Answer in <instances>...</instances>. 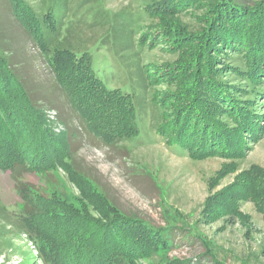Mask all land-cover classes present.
Listing matches in <instances>:
<instances>
[{"label":"trees","instance_id":"trees-1","mask_svg":"<svg viewBox=\"0 0 264 264\" xmlns=\"http://www.w3.org/2000/svg\"><path fill=\"white\" fill-rule=\"evenodd\" d=\"M7 1L9 14L37 47L39 59L54 81L47 93L31 85L8 44L2 43L0 32V171L9 172L21 198L14 220L34 242L42 263L225 264L204 239L200 240L205 248L202 253L192 258H168L176 234L186 227H155L140 217L125 215L96 181L93 190L103 195L107 213L102 220L89 217L86 208L67 198L54 200L53 194L25 182L23 173L69 164L75 175L88 180L82 200L90 205V179H94L78 163L86 138L111 146L120 136L127 140L140 132L134 92L128 89L131 85L116 88L108 84H113L119 65L117 37L124 38L126 49L134 52L136 48L138 58L140 51L153 44L147 28L135 42V23L131 22L142 17L152 22L153 37L159 32L158 40L168 38L167 47L174 54L187 48L188 37L196 36L194 51H185L183 60L179 58L181 65L175 57L174 63L158 69L166 81L160 83L164 88H153L150 97L160 110L156 131L194 159L215 154L232 160L243 156L244 147L250 146L247 139L251 143L263 131L264 114L259 106H264V0H151L139 12L105 10L108 15L102 14L101 19L98 9L90 10V22L75 14L87 0L74 4L49 0L45 8L35 7L29 0ZM187 14L199 20L197 27L183 20ZM98 25L106 26V33L86 45H75L68 38L74 28L95 31ZM158 44L159 49L166 45L163 41ZM101 53L103 57L95 58ZM109 57L116 68L112 75L105 66ZM94 59L101 65L98 71ZM142 70H146L144 63ZM148 70L154 69L150 66ZM232 163L224 165L219 174L235 171L237 164ZM241 174L248 185H258L255 200L264 213V171L253 164ZM221 197L212 202L206 216L237 215V204L230 197ZM9 210L0 205V217L8 218ZM85 225H90L88 235L80 232V228H88ZM154 256L158 259L153 260Z\"/></svg>","mask_w":264,"mask_h":264},{"label":"rangeland","instance_id":"rangeland-1","mask_svg":"<svg viewBox=\"0 0 264 264\" xmlns=\"http://www.w3.org/2000/svg\"><path fill=\"white\" fill-rule=\"evenodd\" d=\"M29 1L35 7L45 8L49 0ZM77 1L79 0H71V4ZM87 1L88 3L75 11L76 18L84 15L87 22H90V10L98 9L97 14L101 19L102 14L122 12L125 14L134 9L139 12L142 10L140 7L151 2V0ZM7 2V0H0L2 43L8 44L14 61L19 62L18 66L28 77V82L42 92H50L49 90L54 86L53 78L41 63L37 47L9 14ZM96 2L99 5L90 9L91 5ZM140 3L142 5L139 6ZM57 10L61 11V8ZM66 17H69L68 13ZM182 18L193 28L199 24V20L192 15H183ZM145 19L148 20L147 17H142L141 20L138 19L139 21L131 22L135 23L132 26L133 37L137 44L141 37L140 31L147 28L146 30L150 31L147 35L152 37L150 43L153 44L148 49H142L138 58L134 54L137 51L136 48L134 52L133 48L126 49L124 38L117 37L120 46L117 48L116 63L119 65L115 71L113 84H108V87L116 88H121L123 84L131 85L132 88L128 89L134 92L140 132L135 138L127 140L124 136H120L119 142L111 146L104 145L92 137L86 138V142L78 153V163L94 179V181L90 179L93 183H90L89 190L90 205H86L82 200L88 180L75 175L68 168L69 164L48 171L25 172L23 180L41 192L53 194L56 198L54 200L67 198L78 207L86 208L89 217L91 215V217L102 220L105 217L104 214L107 215V213L103 206V195L93 190L92 185L96 181L108 195L109 200L125 215L140 217L155 227H166L171 224L186 227L181 232L185 234L180 232L176 234L173 248L167 253L170 259L192 258L202 253L205 248L200 240L204 239L215 247L218 258L225 264H241L242 262L264 264V213L258 208L255 200L259 191L258 185H248L247 177L241 174L253 164H257L264 171V121L261 122L263 131L258 134L255 141L251 140L249 143L247 139L250 146L244 147V155L235 160L216 154L194 159L187 152H179L176 146L171 145L170 140L165 141L156 131L160 120V110L150 100L151 95L154 94L153 88H164L160 83L166 81L164 73L157 72L159 68L166 67L164 64L174 63L175 57H178L177 64L181 65L185 51H194L196 36L188 37L187 48L174 54L172 48L167 47L170 44L168 38L158 40L159 32L154 37L150 34L154 28L151 26L152 22L143 21ZM85 27L88 26L85 25ZM96 27L95 31L74 28L68 38L75 45H86L96 36L106 33V26ZM145 39L148 41L147 38ZM162 41L166 45L161 44L164 47L157 48L158 43ZM86 50L90 51V48ZM98 56L103 57L104 54L95 55V58ZM152 62L158 64L153 65ZM143 63L146 69L144 72ZM106 64L108 73L112 75L116 69L113 67L114 61L109 57ZM100 66L94 59V69L98 71ZM150 66L154 69L151 73L148 70ZM181 72L178 77L181 76ZM153 77L156 79L150 82L149 79ZM259 108L264 114V106H259ZM232 162L237 164L235 171L230 170L219 174L224 165ZM93 192L95 194H92ZM213 193H218V195L215 196ZM219 195L230 197V200L237 204V215L212 216L214 218L206 216L208 209H211L212 202L222 199ZM210 198L211 203L207 204ZM86 201L88 203V198ZM223 201L225 202L222 200L221 203H224ZM20 203L21 198L14 190L9 172L0 171V205L11 210H9L8 218L0 217V264H43L34 242L25 235L14 220L18 207H21ZM79 221L87 222L86 220ZM89 231L90 227L80 228L82 235H88ZM67 243L70 245L69 242ZM157 259V256L153 257V260Z\"/></svg>","mask_w":264,"mask_h":264}]
</instances>
